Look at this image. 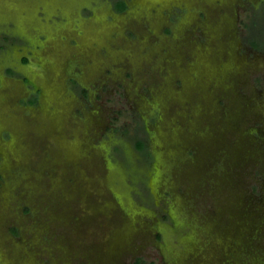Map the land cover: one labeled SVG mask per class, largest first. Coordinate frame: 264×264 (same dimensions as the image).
Segmentation results:
<instances>
[{"label": "rangeland", "instance_id": "374dc122", "mask_svg": "<svg viewBox=\"0 0 264 264\" xmlns=\"http://www.w3.org/2000/svg\"><path fill=\"white\" fill-rule=\"evenodd\" d=\"M115 1L0 0V264H264V0Z\"/></svg>", "mask_w": 264, "mask_h": 264}, {"label": "trees", "instance_id": "16d2710c", "mask_svg": "<svg viewBox=\"0 0 264 264\" xmlns=\"http://www.w3.org/2000/svg\"><path fill=\"white\" fill-rule=\"evenodd\" d=\"M114 7L116 10H123L125 8V3L123 0H116L114 3ZM143 145H144L143 141L139 140L137 143V146L141 148L143 147ZM133 264H141V263H139L138 261H135Z\"/></svg>", "mask_w": 264, "mask_h": 264}, {"label": "flooded vegetation", "instance_id": "af4514ba", "mask_svg": "<svg viewBox=\"0 0 264 264\" xmlns=\"http://www.w3.org/2000/svg\"><path fill=\"white\" fill-rule=\"evenodd\" d=\"M123 1L125 3V8L123 10H125L127 8V6H128V2L126 0H123ZM123 10H117V11H123Z\"/></svg>", "mask_w": 264, "mask_h": 264}]
</instances>
